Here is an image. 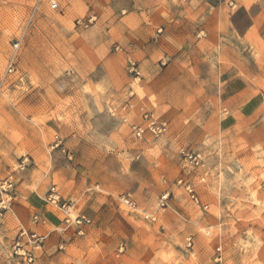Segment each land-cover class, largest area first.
<instances>
[{
	"label": "rangeland",
	"instance_id": "rangeland-1",
	"mask_svg": "<svg viewBox=\"0 0 264 264\" xmlns=\"http://www.w3.org/2000/svg\"><path fill=\"white\" fill-rule=\"evenodd\" d=\"M58 1L60 9H52L50 0H0V181L13 183V189H0L6 194L0 207L16 201L14 193L25 179L26 190L45 197L57 192L60 203L71 204L73 216L96 197H108L130 221H122V232L108 231L103 247L98 235L90 234L70 250L87 264H217V248L221 264H264V41L243 54L253 71L259 114L226 131L212 120L207 134L192 128L180 135L182 121L171 126L156 103L138 105L135 118L128 109L121 113L135 94L143 95L135 79L141 71L129 55L131 31L138 15L183 18L185 7L189 13L198 9L197 1L155 0L154 9L141 0ZM11 59L16 68L8 73ZM130 62L139 76L130 72ZM133 79L136 91L126 96L123 86ZM146 112L166 123L162 135L132 132L131 125H144ZM56 136L62 147L53 148ZM163 142L172 144L170 182L164 190L137 197L132 172L139 162L152 163ZM144 144L156 145L144 151ZM207 144L216 150L200 151ZM187 150L200 156L199 166L186 159ZM157 167L167 170L163 164ZM179 179L192 183L200 204ZM164 193L169 194L165 209L159 205ZM127 196L135 208L125 204ZM60 233L65 243L74 231Z\"/></svg>",
	"mask_w": 264,
	"mask_h": 264
},
{
	"label": "crops",
	"instance_id": "crops-1",
	"mask_svg": "<svg viewBox=\"0 0 264 264\" xmlns=\"http://www.w3.org/2000/svg\"><path fill=\"white\" fill-rule=\"evenodd\" d=\"M141 1L147 7L155 6V0ZM196 1L198 9L189 13L190 7H185L183 18L149 13L138 15L137 24L131 31L134 42L129 55L137 61L141 71V77L135 79H140L143 95L132 97L136 91L135 79L123 86L126 96L130 95L133 99L121 113L128 109V115L135 118L138 105L148 108L156 103L157 112L169 119L171 126L174 120L182 121L183 127L178 131L180 135L191 133L192 128L199 129V134H207L204 129L212 120L219 122L222 130L226 131L259 114L258 96L253 93L251 85L253 71L243 54L264 41V0ZM121 29L126 27L122 25ZM121 35V38H127L124 30ZM132 103L135 105L133 110ZM166 139L167 135L161 141ZM151 146H143L144 151L153 150L149 148ZM155 149L152 163L139 162L138 168L132 172V186L137 197L164 190L170 182L168 168L175 164L167 152L172 149V144L163 142ZM211 150L216 149L209 144L200 149ZM141 155L137 156L138 160ZM158 164H163L167 170L158 168ZM24 184L29 185L27 179L14 193L15 202L0 207V264H13L10 260L11 247L22 228L49 235L44 251L39 253L41 262L87 264L81 261L80 255L72 256L70 250L85 243L90 234L98 235L99 244L103 247L108 241V231L114 227L113 230L122 232V221H130L122 211L111 205L108 197H96L80 211V216L93 222L83 227L80 236L88 235L80 237L73 226L74 233L70 239L60 243L62 211L51 209L45 195L26 190ZM214 194L217 195L216 192ZM4 195L1 192L0 200L4 199ZM35 213L45 220L44 224L32 221ZM68 234L62 235V238ZM63 246H66L65 251L59 250ZM70 259L73 261L70 262Z\"/></svg>",
	"mask_w": 264,
	"mask_h": 264
},
{
	"label": "built area",
	"instance_id": "built-area-1",
	"mask_svg": "<svg viewBox=\"0 0 264 264\" xmlns=\"http://www.w3.org/2000/svg\"><path fill=\"white\" fill-rule=\"evenodd\" d=\"M50 6L52 9H60L61 4L58 0H50ZM93 21V17L89 19V22ZM78 25H83L84 22L82 20H77ZM16 47L18 44L15 45ZM16 61L11 59L7 65V72L13 73L15 71ZM130 72H132L135 76H139L140 72L135 62H130ZM145 123L137 125H131L132 132L137 137H143L145 132L148 130L154 137H158L163 134L166 123L160 122L151 112H146L144 115ZM126 121V119H125ZM63 141L59 136L55 138V147H62ZM184 156L190 163L199 166L201 164L200 156L192 151L187 150L183 152ZM179 184H182L185 190L188 192L192 201L196 204H200L201 201L199 199L198 194L196 193L195 189L193 188L192 183L189 180L179 179ZM13 189V183L10 179H5L0 181V189L6 191V189ZM46 200L51 204L59 206L63 213V225L61 229L65 231L67 228L75 226L77 228V232L79 234L83 233V227L85 225L91 224V220L84 217V216H73L71 212V204L69 202L60 203V198L54 190L46 197ZM169 194L164 193L160 199V206L162 208H166L168 206ZM4 201L0 202L3 203ZM124 202L131 208H135V202L131 198V196H127L124 198ZM32 221L34 223H45V220L40 217L38 213L33 214ZM49 235L39 234L35 231L26 230L22 228L16 238L13 241L11 247V255L10 260L13 264H45L41 262V255L39 253L44 251L45 244ZM217 256L215 257V262L217 264H221L222 262V255H221V248H217Z\"/></svg>",
	"mask_w": 264,
	"mask_h": 264
}]
</instances>
